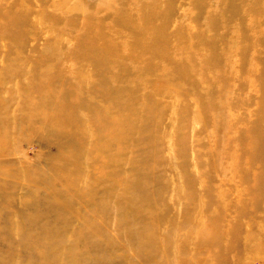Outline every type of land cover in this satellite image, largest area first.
Masks as SVG:
<instances>
[{"label": "rangeland", "instance_id": "rangeland-1", "mask_svg": "<svg viewBox=\"0 0 264 264\" xmlns=\"http://www.w3.org/2000/svg\"><path fill=\"white\" fill-rule=\"evenodd\" d=\"M0 264H264V0H0Z\"/></svg>", "mask_w": 264, "mask_h": 264}]
</instances>
